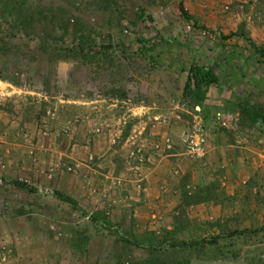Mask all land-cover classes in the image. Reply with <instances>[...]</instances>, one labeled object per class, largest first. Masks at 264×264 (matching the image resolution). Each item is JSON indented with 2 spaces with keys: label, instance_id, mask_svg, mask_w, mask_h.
Wrapping results in <instances>:
<instances>
[{
  "label": "rangeland",
  "instance_id": "1",
  "mask_svg": "<svg viewBox=\"0 0 264 264\" xmlns=\"http://www.w3.org/2000/svg\"><path fill=\"white\" fill-rule=\"evenodd\" d=\"M236 33L264 49V0H0V264H264V123L240 108L264 110V61ZM193 64L263 157L229 186L206 158L130 214L150 147L183 151Z\"/></svg>",
  "mask_w": 264,
  "mask_h": 264
},
{
  "label": "crops",
  "instance_id": "2",
  "mask_svg": "<svg viewBox=\"0 0 264 264\" xmlns=\"http://www.w3.org/2000/svg\"><path fill=\"white\" fill-rule=\"evenodd\" d=\"M224 88L226 89L221 84L210 88L206 99L200 102L196 109L200 110L204 121H206L208 168L216 173V177L219 178L222 185L229 186L237 183L241 178L244 179L249 175H253L263 154L261 148L253 145L247 137L238 135L239 129L237 133H232L221 127L219 115L222 113L233 114L229 110V106L233 105L232 98L224 91ZM150 149L147 154L149 157L147 162L151 164L145 166L144 175L131 176L129 181L123 183L124 188L118 189V192H120L122 189L127 188L125 189L127 193H122L125 199H121L123 203L126 201L128 206H130V203L132 204L130 214H134L137 210V206L131 200L135 202L141 200L145 203L150 201L152 205H156L154 208H158L157 212H168V208H171L168 201L170 197L171 199L175 197L179 187L175 176L184 172L183 169L185 168L196 172L200 168L197 163L187 164L183 151L180 152L177 147H173L171 151L159 159H157L155 147H150ZM96 173L100 175L102 183L109 180V174L105 171Z\"/></svg>",
  "mask_w": 264,
  "mask_h": 264
},
{
  "label": "trees",
  "instance_id": "3",
  "mask_svg": "<svg viewBox=\"0 0 264 264\" xmlns=\"http://www.w3.org/2000/svg\"><path fill=\"white\" fill-rule=\"evenodd\" d=\"M180 10L189 17L185 11L184 6L180 5ZM230 37H241L250 44L254 49L256 55L264 61V49L257 47L252 40L248 39L244 34H231ZM172 42V41H170ZM186 72V83L184 88V96L193 99L195 102L200 103L206 99L207 93L210 88L218 86L222 83V78L217 73L215 68L208 65L193 64ZM242 114L249 120L251 124H257L259 121L264 123V110L251 111L247 106L240 105ZM245 232V231H243ZM240 232L238 234H243Z\"/></svg>",
  "mask_w": 264,
  "mask_h": 264
},
{
  "label": "built area",
  "instance_id": "4",
  "mask_svg": "<svg viewBox=\"0 0 264 264\" xmlns=\"http://www.w3.org/2000/svg\"><path fill=\"white\" fill-rule=\"evenodd\" d=\"M181 109L185 110V106H181ZM186 111L190 115L191 120L186 122L187 127L181 133V139L184 144L183 154L191 162L201 163L208 155V131L206 123L199 109L196 112ZM218 118L221 127L232 133L238 132L239 115L222 113ZM163 120L167 122L166 119ZM174 120L177 123L184 122L181 114L176 115ZM67 137H70L69 133H67Z\"/></svg>",
  "mask_w": 264,
  "mask_h": 264
}]
</instances>
